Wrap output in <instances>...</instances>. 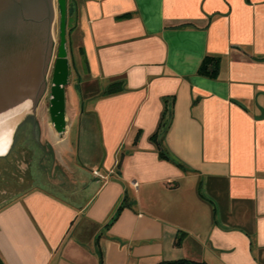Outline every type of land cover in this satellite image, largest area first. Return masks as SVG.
<instances>
[{
  "label": "crops",
  "instance_id": "obj_1",
  "mask_svg": "<svg viewBox=\"0 0 264 264\" xmlns=\"http://www.w3.org/2000/svg\"><path fill=\"white\" fill-rule=\"evenodd\" d=\"M66 23V131L19 143L0 264H264V0H69Z\"/></svg>",
  "mask_w": 264,
  "mask_h": 264
},
{
  "label": "rangeland",
  "instance_id": "obj_2",
  "mask_svg": "<svg viewBox=\"0 0 264 264\" xmlns=\"http://www.w3.org/2000/svg\"><path fill=\"white\" fill-rule=\"evenodd\" d=\"M56 1L50 0L53 19L43 74L26 56L0 60V154L9 150L12 141L21 143L24 149H30L31 146L34 147V141L43 143L47 138L54 143L59 138L55 136L52 129L48 128L46 122L42 121V118L49 121V115L46 112L48 113L50 79L59 43V16ZM69 91L70 89L67 93L65 91V111L67 107L68 110L71 109L72 101ZM54 148L58 161L67 169H72L74 167L72 163L73 146L69 142L66 144L60 142L55 144ZM16 153L18 155L15 158L21 159L22 153L20 151ZM23 154H26V151ZM31 171L35 176L34 166Z\"/></svg>",
  "mask_w": 264,
  "mask_h": 264
},
{
  "label": "water",
  "instance_id": "obj_3",
  "mask_svg": "<svg viewBox=\"0 0 264 264\" xmlns=\"http://www.w3.org/2000/svg\"><path fill=\"white\" fill-rule=\"evenodd\" d=\"M67 1H56L59 43L52 67L48 97L50 123L59 136L66 131L65 87L70 80ZM52 19L50 0H0V60L26 56L43 74Z\"/></svg>",
  "mask_w": 264,
  "mask_h": 264
},
{
  "label": "flooded vegetation",
  "instance_id": "obj_4",
  "mask_svg": "<svg viewBox=\"0 0 264 264\" xmlns=\"http://www.w3.org/2000/svg\"><path fill=\"white\" fill-rule=\"evenodd\" d=\"M37 143L40 145L39 142ZM16 151L22 153V158L19 160L15 158L18 155ZM33 166L31 157L23 154L18 142L12 141L9 150L0 154V205L18 192L19 182L27 179Z\"/></svg>",
  "mask_w": 264,
  "mask_h": 264
},
{
  "label": "trees",
  "instance_id": "obj_5",
  "mask_svg": "<svg viewBox=\"0 0 264 264\" xmlns=\"http://www.w3.org/2000/svg\"><path fill=\"white\" fill-rule=\"evenodd\" d=\"M69 1V0H68ZM209 63L211 65L209 66ZM218 70V58L217 57H205L201 64L199 65L198 72L201 74H205L208 76H214ZM124 86V83L122 80L119 81H114L110 84H108L104 91L103 94H109V93H114L119 90H121ZM162 149V147H161ZM161 155L167 157L166 153L164 150H161ZM121 162V158L119 160V164ZM175 244H178V240L175 241ZM156 264H208L206 261L202 260H195V259H187V258H180L176 260H162L157 262Z\"/></svg>",
  "mask_w": 264,
  "mask_h": 264
},
{
  "label": "built area",
  "instance_id": "obj_6",
  "mask_svg": "<svg viewBox=\"0 0 264 264\" xmlns=\"http://www.w3.org/2000/svg\"><path fill=\"white\" fill-rule=\"evenodd\" d=\"M93 174L100 176L96 170H93Z\"/></svg>",
  "mask_w": 264,
  "mask_h": 264
}]
</instances>
